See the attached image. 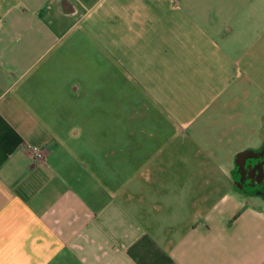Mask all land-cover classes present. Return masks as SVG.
<instances>
[{
  "label": "crops",
  "instance_id": "0c3cea01",
  "mask_svg": "<svg viewBox=\"0 0 264 264\" xmlns=\"http://www.w3.org/2000/svg\"><path fill=\"white\" fill-rule=\"evenodd\" d=\"M0 264H264V0H0Z\"/></svg>",
  "mask_w": 264,
  "mask_h": 264
},
{
  "label": "built area",
  "instance_id": "2783aa9c",
  "mask_svg": "<svg viewBox=\"0 0 264 264\" xmlns=\"http://www.w3.org/2000/svg\"><path fill=\"white\" fill-rule=\"evenodd\" d=\"M28 150L31 154L35 156L37 159H42L43 158V151L42 149L34 146H28Z\"/></svg>",
  "mask_w": 264,
  "mask_h": 264
}]
</instances>
